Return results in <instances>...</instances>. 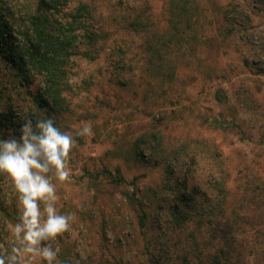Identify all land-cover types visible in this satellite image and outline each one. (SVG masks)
<instances>
[{
	"label": "rangeland",
	"instance_id": "374dc122",
	"mask_svg": "<svg viewBox=\"0 0 264 264\" xmlns=\"http://www.w3.org/2000/svg\"><path fill=\"white\" fill-rule=\"evenodd\" d=\"M36 1H2L16 44ZM82 2L102 34L74 50L58 109L35 104L42 75L21 83L0 55V139L51 116L76 141L68 178L52 180L57 211L73 216L42 242L54 264H264V0L65 11ZM84 124L91 134L75 135ZM18 195L0 172V255L19 246Z\"/></svg>",
	"mask_w": 264,
	"mask_h": 264
},
{
	"label": "clouds",
	"instance_id": "9594fccd",
	"mask_svg": "<svg viewBox=\"0 0 264 264\" xmlns=\"http://www.w3.org/2000/svg\"><path fill=\"white\" fill-rule=\"evenodd\" d=\"M91 132V126L84 124L75 135ZM20 133L19 139H0V172L13 181L20 207L14 225L19 246H13L6 256L0 255V264H30L37 257L44 264H54L57 250L42 242L66 232L73 216L57 211L52 180L62 182L68 178L69 153L76 141L69 132H62L51 116L35 124L26 120Z\"/></svg>",
	"mask_w": 264,
	"mask_h": 264
},
{
	"label": "trees",
	"instance_id": "16d2710c",
	"mask_svg": "<svg viewBox=\"0 0 264 264\" xmlns=\"http://www.w3.org/2000/svg\"><path fill=\"white\" fill-rule=\"evenodd\" d=\"M2 1L0 0V55L15 67L21 83L30 85L35 75H42L45 88L35 90V104L43 109H58L62 104L61 100H64V91L69 88L68 66L76 52L74 50L80 47L82 40L91 46L96 44L100 34L94 29L96 25L92 22L90 4L82 2L76 8V13H68L65 11L67 0H37L34 11L29 13L21 30L24 43L19 45L9 35L11 29L7 28L10 24ZM87 54L88 51L85 56ZM2 122L0 117V130Z\"/></svg>",
	"mask_w": 264,
	"mask_h": 264
}]
</instances>
